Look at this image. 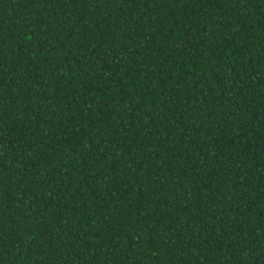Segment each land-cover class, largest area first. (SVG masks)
<instances>
[{
    "label": "trees",
    "instance_id": "trees-1",
    "mask_svg": "<svg viewBox=\"0 0 264 264\" xmlns=\"http://www.w3.org/2000/svg\"><path fill=\"white\" fill-rule=\"evenodd\" d=\"M0 264H264V0H0Z\"/></svg>",
    "mask_w": 264,
    "mask_h": 264
}]
</instances>
